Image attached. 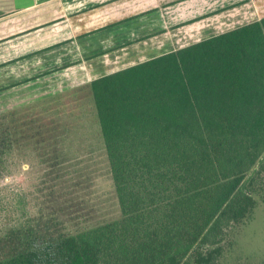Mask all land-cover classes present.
I'll return each instance as SVG.
<instances>
[{
  "label": "trees",
  "instance_id": "16d2710c",
  "mask_svg": "<svg viewBox=\"0 0 264 264\" xmlns=\"http://www.w3.org/2000/svg\"><path fill=\"white\" fill-rule=\"evenodd\" d=\"M91 89L122 218L0 264H222L264 171V19Z\"/></svg>",
  "mask_w": 264,
  "mask_h": 264
},
{
  "label": "rangeland",
  "instance_id": "374dc122",
  "mask_svg": "<svg viewBox=\"0 0 264 264\" xmlns=\"http://www.w3.org/2000/svg\"><path fill=\"white\" fill-rule=\"evenodd\" d=\"M80 66L39 68L38 77L11 87L0 81V240L11 235L24 252L122 218L93 79ZM253 197L222 264H264V171Z\"/></svg>",
  "mask_w": 264,
  "mask_h": 264
},
{
  "label": "crops",
  "instance_id": "0c3cea01",
  "mask_svg": "<svg viewBox=\"0 0 264 264\" xmlns=\"http://www.w3.org/2000/svg\"><path fill=\"white\" fill-rule=\"evenodd\" d=\"M262 19L264 0H0V81L82 65L93 82Z\"/></svg>",
  "mask_w": 264,
  "mask_h": 264
}]
</instances>
